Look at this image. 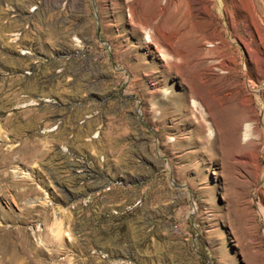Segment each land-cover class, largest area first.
I'll return each instance as SVG.
<instances>
[{
  "label": "rangeland",
  "instance_id": "obj_1",
  "mask_svg": "<svg viewBox=\"0 0 264 264\" xmlns=\"http://www.w3.org/2000/svg\"><path fill=\"white\" fill-rule=\"evenodd\" d=\"M0 238L264 264V0H0Z\"/></svg>",
  "mask_w": 264,
  "mask_h": 264
},
{
  "label": "bare ground",
  "instance_id": "obj_2",
  "mask_svg": "<svg viewBox=\"0 0 264 264\" xmlns=\"http://www.w3.org/2000/svg\"><path fill=\"white\" fill-rule=\"evenodd\" d=\"M129 1V0H128ZM157 1V0H156ZM134 9V8H133ZM129 10V9H128ZM130 11V10H129ZM129 14V17L130 16H132L131 15V12H128ZM141 24V23H140ZM142 24H143V22H142ZM143 28V27H142ZM147 37V36H146ZM45 201V200H44ZM28 203L29 204H33L34 203V201H32V200H29L28 201ZM42 203V202H41ZM43 204L45 205V202H43ZM60 228L57 226L56 228H55V234H56V236H57V241L59 242L60 241V239L61 238H59V234H60ZM63 232V231H62ZM61 232V233H62ZM0 250H2V253L3 254H5V255H9V258H8V263L9 264H17L18 262L20 263V261H22V256L20 255L19 256V253H18V251H16V250H14L12 247H11V245H10V243L9 242H7L5 239H3V238H0Z\"/></svg>",
  "mask_w": 264,
  "mask_h": 264
}]
</instances>
